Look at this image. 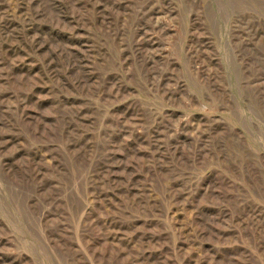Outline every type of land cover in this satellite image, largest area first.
Returning a JSON list of instances; mask_svg holds the SVG:
<instances>
[{
    "label": "rangeland",
    "instance_id": "rangeland-1",
    "mask_svg": "<svg viewBox=\"0 0 264 264\" xmlns=\"http://www.w3.org/2000/svg\"><path fill=\"white\" fill-rule=\"evenodd\" d=\"M0 264H264V0H0Z\"/></svg>",
    "mask_w": 264,
    "mask_h": 264
}]
</instances>
